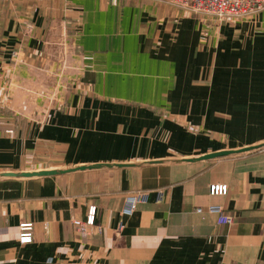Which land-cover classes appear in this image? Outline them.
Listing matches in <instances>:
<instances>
[{"label": "crops", "instance_id": "crops-1", "mask_svg": "<svg viewBox=\"0 0 264 264\" xmlns=\"http://www.w3.org/2000/svg\"><path fill=\"white\" fill-rule=\"evenodd\" d=\"M263 141L264 9L219 23L165 0H0V172L134 163L0 176V264H264V147L182 160ZM136 190L149 199L123 215ZM210 204L232 221L194 210Z\"/></svg>", "mask_w": 264, "mask_h": 264}, {"label": "built area", "instance_id": "built-area-1", "mask_svg": "<svg viewBox=\"0 0 264 264\" xmlns=\"http://www.w3.org/2000/svg\"><path fill=\"white\" fill-rule=\"evenodd\" d=\"M166 2L186 9L199 16L213 17L217 22H236L245 17L252 16L264 9V0H165ZM15 56V52L13 53ZM228 187L225 183L211 184L209 193L212 195H225ZM154 198L159 202L163 197V191H155ZM150 193L145 190H136L125 195L124 204L121 209L123 215L130 216L135 211L139 203L149 199ZM195 212L211 213L217 215L219 223H230L232 217L224 212L219 204H210L206 207H196ZM96 206L89 205L85 219L74 218L73 224L80 234L88 236L92 232V227L96 224ZM123 228V223H119L117 231ZM33 223L31 221H21L19 223V242L26 244L32 241Z\"/></svg>", "mask_w": 264, "mask_h": 264}, {"label": "water", "instance_id": "water-1", "mask_svg": "<svg viewBox=\"0 0 264 264\" xmlns=\"http://www.w3.org/2000/svg\"><path fill=\"white\" fill-rule=\"evenodd\" d=\"M262 147H264V141L260 143L240 147V148L214 151L211 153L200 155L198 157L184 158L182 160L196 161V160H202V159H213V158L231 155V154L249 152L252 150L260 149ZM147 162H158V161H147ZM133 164L134 163H95V164H90V165H79L76 167L58 168V169L53 168V169H41V170H35V171H20V172L4 171V172H0V176H13V177L46 176V175L62 174V173L71 172L74 170H82L86 168H102V167H115V166L124 167V166H131Z\"/></svg>", "mask_w": 264, "mask_h": 264}]
</instances>
